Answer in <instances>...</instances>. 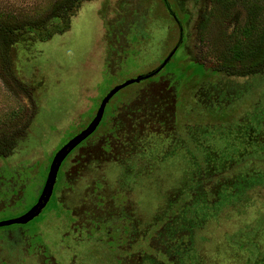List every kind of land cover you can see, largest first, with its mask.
Instances as JSON below:
<instances>
[{
	"label": "rangeland",
	"instance_id": "obj_1",
	"mask_svg": "<svg viewBox=\"0 0 264 264\" xmlns=\"http://www.w3.org/2000/svg\"><path fill=\"white\" fill-rule=\"evenodd\" d=\"M56 1L0 0V16L49 25L58 22ZM173 2L184 20V60L164 59L176 28L160 0L131 7L144 12V40L113 41L129 22L127 1L80 0L61 32L44 40L26 32L5 43V60L1 47L0 152H7L0 167L7 169L0 173V222L36 202L55 150L88 122L106 90L158 69L110 98L121 110L129 107L128 115L141 111L138 123L145 124L136 128L132 150H110L105 132L101 145L70 152L39 214L0 227V264H250L247 244L257 248L255 264H264V173L219 197L215 180L226 155L215 153L223 141L211 137V125L242 123L252 144L233 151L248 152L264 172V115L255 117L264 108V72L247 68L264 26V0ZM200 13L204 22L195 30ZM155 99L166 100L155 103L157 111L167 109L164 121L142 116L141 107ZM215 109L227 120L215 118ZM231 233L250 242L231 241Z\"/></svg>",
	"mask_w": 264,
	"mask_h": 264
},
{
	"label": "flooded vegetation",
	"instance_id": "obj_2",
	"mask_svg": "<svg viewBox=\"0 0 264 264\" xmlns=\"http://www.w3.org/2000/svg\"><path fill=\"white\" fill-rule=\"evenodd\" d=\"M125 1H127L128 3L126 5H124L123 7H125L127 11H130L131 7H134L136 5L135 4L136 0H125ZM180 1H182V0H180ZM160 2H161L163 9H165L164 13H166V15L172 19V22L174 23V26L176 28L175 37L173 38V44L170 47L169 52L165 55L164 59H166V61H168V59L173 57V55H176L178 60H184L185 58L182 57V54L178 53L179 49L182 48L183 42L185 39V35L182 33V30H181L182 29L181 25H182V22L184 20L181 18L180 14L178 15L176 13L175 9L173 8V6H172L173 0L171 2L169 0H160ZM176 4H177V2H176ZM123 7H121V9ZM143 13H144L143 10H139V12H137L135 9L131 10L128 13L129 17H127V18H129V22H124L123 24H120L119 25L120 29H117V31H119L121 34L120 35L121 39H118V36H116L113 38V41L115 43L120 44V40H122L123 42L126 41V43H127L128 41H130L131 38H133L136 35H137L136 37H140V40L147 39V37H148L147 31H145L142 28V26H143L142 24H144V22H142L141 17H140V15L142 16ZM121 16H123V14H121ZM203 22H204V14L200 13L194 19L193 28L195 30H200ZM165 36H168V34H165ZM167 40H169V36H168ZM119 47H120V50H122V48L124 49V46L123 47L119 46ZM136 50H139V49H136ZM123 52H124V50H123ZM247 68H248L249 73H253V72H255L257 74L263 73L264 72V52L262 53V58L259 61L258 65H252V66L247 65ZM157 69L158 68H155L154 70H152L150 72H146V73L138 75L134 78H128V79L124 80L123 82H121L115 86H112L111 88L106 90V92L104 94H102V96L99 98L98 102L96 103L95 110L91 114L88 122L85 125H83L82 128H80L77 132H75L71 136V137H73L76 134H80L83 130H85L91 123H93V120L95 119L97 112L100 111L99 116H98V120L95 123L93 129L91 131H89L85 136H83L80 140H78L76 142V144L73 145L68 150L67 154H65L64 157L61 159V161L57 167V170H56L55 179L53 180L51 194L53 192V188H54L55 182L57 180V177H56L57 172H58L60 166L62 165V163L64 162L65 156H67L70 152H72L78 146H83V147L85 146L86 148L89 149L93 146L101 145V143L100 144H98V143H99L100 139L103 138V135L106 132L107 136L105 138H103V140H104V145L107 146V148H109L112 151H118V150L120 151L121 149H123L122 153H124V154H127L130 150H132V148L136 145L135 130H136V128L143 126V124H145V123H141V124L138 123V117H137L138 115H136V113L137 112L141 113V111L136 110L135 114L128 115L127 112L129 111V109H128L129 107L128 108H122V110H121L116 105V103L114 104V102L116 100L114 102H111V104H110V98L119 89H121L125 85L129 84V83H127V84L117 88V86H120L125 81L132 80V79L135 80L136 78H138V80H136L138 82V81H140L141 78H143V79L149 78V76L151 74H153L155 72V70H157ZM231 73H233V72H231ZM251 75H253V74H251ZM230 81H231V83H229V84H231V86L236 85V83L233 80H229V82ZM130 83H133V81ZM219 83H220V81H219ZM219 83H218L219 86L222 85L221 83L220 84ZM229 84H228V86H229ZM163 100H161L160 103H157L156 101H158V100L155 99L154 103L152 102L153 101L152 100L151 103H147L146 106L143 105L141 108L145 107V109H144V112H142V116H147V117L153 116L154 119L159 120V121H161V120L164 121L165 119H167L169 116L166 114H163L166 112L167 109L163 108L162 110L157 111L155 108V103L166 106V104H165L166 100H164V101ZM130 101H132V103H133L135 100H127L126 103H129ZM118 102H121V101H118ZM137 103L134 106V109L138 108L139 103L138 104ZM126 105L127 104H125V105L122 104L121 106H126ZM125 110H127V111H125ZM222 110L223 109L218 111L215 109L216 114H217L215 118H217L218 114H219L220 115L218 117L219 120L221 118H225L227 120V117L221 116L222 112H223ZM119 111H121L123 113L119 114L120 113ZM257 111H258V114H256V116H255L256 118L264 115V108H262V110L260 108H257ZM225 119H221V120H225ZM219 122H221V121H219ZM257 122H259V120H257ZM233 123H232V127H228V128H226V125L222 126V124H217V123L215 125H211V128L214 127V130H215V135H212L211 137H213V138L215 137V138L223 141V142H217L216 143L215 148L217 149V151L215 153H217V155H220V154L226 155V158L221 157L220 162H218L220 167L223 166L222 170L224 171L215 180V187L216 188H217V186L219 187L216 190V192H218L219 197H224L223 194H221L223 191H224V194L228 197L235 194V193H232L233 188L238 189V185L240 187L242 186V188H243L244 185H246V186L248 185V181L252 180L255 176H261L264 173L263 169H260V167L258 168L257 167L258 165L256 166V161L253 160L252 163L250 164L251 160L247 159L248 156L250 155L248 152L242 157H239L240 154L234 153V151H233L234 149L232 148V145H234L235 148H239V146H242V145L246 146V145L252 144V141L249 137L250 133L245 131V128L243 127L242 123L240 124L239 122H237V120H234ZM233 125L235 126V128H233ZM236 126H239V127L236 128ZM96 132H98L100 134L98 136L97 140L93 139V135ZM248 134H249V136H248ZM71 137H69L68 139H70ZM68 139L66 141H68ZM125 141H126V143L124 144ZM64 143H62L59 146V148ZM228 144H229V146H228ZM59 148H57V150ZM57 150H55V151L57 152ZM56 152H54V154ZM225 153H227V154H225ZM1 154L3 156H5V149L1 152ZM108 155L110 157H112V154L108 153ZM113 156H114V153H113ZM116 157H120V155L118 154ZM241 159H243V160H241ZM260 160L261 159H259V161ZM104 163H105V161H104ZM260 164H262V162ZM253 167L257 168V169H254ZM237 168H242V169H237ZM5 169H7V167L5 166V163H4V166L0 167V173L3 172L5 174ZM248 170H250V172H248ZM232 171H236V172H232ZM219 172H220V170L218 171V173ZM45 179H46V177H45ZM254 179H257V177H255ZM3 186H5V184ZM227 188L229 190H226ZM3 189L4 190L2 191V198L0 199L1 201H3L2 199H4V201H5V188H3ZM218 195H217V197H218ZM2 226H5V225H2ZM2 226H0V227H2ZM230 240L231 241L232 240L240 241L241 238L239 240V236H237L234 233H231L230 234ZM245 240L247 242H250L247 240V237H243L241 242L245 243L246 242ZM263 247H264V245H263ZM240 248L242 249V247H240ZM243 250H247V253L249 255H251V258L249 259L250 264H255L256 263L255 261H261V260H255V257L257 256V254H256L257 248H255V247L251 248V245L247 244L246 247H243ZM263 257H264V253H263V256L261 258H263Z\"/></svg>",
	"mask_w": 264,
	"mask_h": 264
},
{
	"label": "trees",
	"instance_id": "obj_3",
	"mask_svg": "<svg viewBox=\"0 0 264 264\" xmlns=\"http://www.w3.org/2000/svg\"><path fill=\"white\" fill-rule=\"evenodd\" d=\"M79 1L80 0H58L54 2L51 6V13L57 18L58 22H53L49 25L44 24V21L41 18H17L7 15L0 16V42L3 43H0V49L2 47V58L5 60V43L14 41L18 36L25 34L26 32H31L39 40H44L54 33L61 32L68 21V15L70 12L74 11ZM258 42L257 47L248 55L247 65L249 66L258 65L262 58V53L264 52V26L261 29ZM235 58L240 62L243 60L244 56L236 52ZM78 135L79 134H76L68 139V141H66L59 149L63 148L64 145L71 143ZM6 152L7 150H5V153ZM0 194H2V191H0Z\"/></svg>",
	"mask_w": 264,
	"mask_h": 264
},
{
	"label": "water",
	"instance_id": "obj_4",
	"mask_svg": "<svg viewBox=\"0 0 264 264\" xmlns=\"http://www.w3.org/2000/svg\"><path fill=\"white\" fill-rule=\"evenodd\" d=\"M138 80V78H136L135 80H127L125 81L123 84H121L120 86H117V88L130 83L132 81H136ZM114 91V90H113ZM100 111L97 112L95 119L93 120V123H91L85 130H83L81 132V134H79L78 136H76L75 140L73 139V141L67 145H64L63 148L59 149L52 157L51 162L49 164L48 167V171H47V175H46V179L44 181L42 190L40 192V194L37 197L36 202L23 214H21L18 217L12 218L10 220H5L4 222H0V226L2 225H8V224H12V223H25L28 220L32 219L34 216H36L37 214H39V212L41 211L42 207L46 204V202L48 201V198L51 194V189H52V184H53V180L55 179V174H56V170L57 167L61 161V159L64 157V155L68 152V150L78 141L80 140L83 136H85L89 131H91L95 125V123L98 120V116H99Z\"/></svg>",
	"mask_w": 264,
	"mask_h": 264
}]
</instances>
